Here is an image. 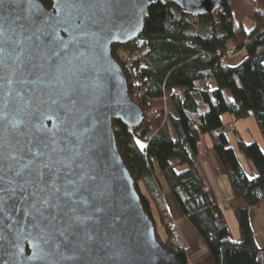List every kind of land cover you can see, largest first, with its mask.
Returning a JSON list of instances; mask_svg holds the SVG:
<instances>
[{
  "label": "water",
  "instance_id": "obj_1",
  "mask_svg": "<svg viewBox=\"0 0 264 264\" xmlns=\"http://www.w3.org/2000/svg\"><path fill=\"white\" fill-rule=\"evenodd\" d=\"M50 1L0 0V185L37 193L0 197V264H180L118 150L113 121L136 129L145 112L113 48L158 2L202 18L222 0Z\"/></svg>",
  "mask_w": 264,
  "mask_h": 264
},
{
  "label": "trees",
  "instance_id": "obj_2",
  "mask_svg": "<svg viewBox=\"0 0 264 264\" xmlns=\"http://www.w3.org/2000/svg\"><path fill=\"white\" fill-rule=\"evenodd\" d=\"M43 2L50 5L49 0ZM247 21L255 23L250 32ZM231 48L246 53L237 66L224 60ZM120 50L133 59L130 72L122 68L145 120L136 129L119 121L113 126L118 150L146 211L154 220L158 213L170 237L158 170L214 264H264V249L255 241L249 215L252 207L264 204V150L257 142L238 139V152L256 170L250 177L229 139L233 123L226 126L223 119L254 117L264 141V0H222L220 10L202 18L170 1L158 2L149 9L142 35L125 46H114L116 59ZM204 135L212 138L230 180L232 201L239 209L240 239L234 238L227 207L217 202L199 167ZM156 236L180 264H190L184 248L175 247L169 237L162 240L157 229Z\"/></svg>",
  "mask_w": 264,
  "mask_h": 264
},
{
  "label": "crops",
  "instance_id": "obj_3",
  "mask_svg": "<svg viewBox=\"0 0 264 264\" xmlns=\"http://www.w3.org/2000/svg\"><path fill=\"white\" fill-rule=\"evenodd\" d=\"M245 54V52H241L234 58L227 60L226 64L230 66L239 65L245 58ZM223 119L226 126L232 123L234 126L232 130L228 131L230 133L229 139L230 137H232V139L234 137L235 141L241 139L245 143L257 142L264 150V141L262 136H256L255 139H251V137H249L250 130L254 131V122H252L250 119L236 121L231 115H225ZM237 155L247 174L250 177L255 176L256 170L251 162L247 161L241 153L237 152ZM199 167L208 185L213 190L217 202L222 206H225L227 203L230 204V208L225 209L226 218L234 238L240 239L241 235L239 232L238 205L232 201L233 191L230 180L226 175L217 154L213 150V141L209 135L202 136ZM165 190L166 193L164 192L162 186L163 201L168 211L169 219L170 221H175L179 226L184 241V249L188 255L190 264H214L207 245L176 206L168 186ZM250 214L253 216L250 220L255 241L260 248L264 249V235L262 234L259 236L258 230L256 229L257 218L259 217L264 221V204L261 206L252 207L250 209ZM159 237L162 240L167 239L168 231L166 227H164V231L159 232Z\"/></svg>",
  "mask_w": 264,
  "mask_h": 264
},
{
  "label": "rangeland",
  "instance_id": "obj_4",
  "mask_svg": "<svg viewBox=\"0 0 264 264\" xmlns=\"http://www.w3.org/2000/svg\"><path fill=\"white\" fill-rule=\"evenodd\" d=\"M245 26H246V28H247V30H248V32H250L254 27H255V23L253 22V21H247V22H245ZM119 52V51H118ZM118 58H117V60L119 59L123 64L125 63V62H127V61H129L128 59H129V55L127 54V53H125V52H123V51H120L119 53H118V56H117ZM167 108H168V102H167ZM169 108H170V105H169ZM152 112H153V110H152ZM152 114V113H151ZM153 116V115H152ZM247 119H250L252 122H254L253 124H254V131L253 130H250V133H249V137H251V139H255V137L256 136H261V133H260V130H259V127H258V125H257V123H256V120H255V118L254 117H249V118H247ZM230 139H231V144H232V147L233 148H235V150L238 152L239 150H238V144H237V141H235V138L233 137V139H234V141H233V139H232V137H230ZM262 139V138H261ZM251 143H253V142H251ZM254 143H256V142H254ZM263 145H264V143H263ZM156 176H157V178L159 179V181L161 182V186H163V189H164V192L166 193V187H167V183H166V181L164 180V178L160 175V173L158 172V170H156ZM167 195V194H166ZM176 204V203H175ZM176 206H177V204H176ZM178 207V206H177ZM179 208V207H178ZM180 210V209H179ZM155 221H156V229H157V232H158V235H159V232H161V231H164V227H163V225H162V222H161V219H160V216L158 215V213L155 211ZM250 215V219H251V217H253V216H251V214H249ZM253 215V214H252ZM257 227H256V229L258 230V234H259V236L260 235H264V221L263 220H261L259 217L257 218V225H256ZM234 236V235H233ZM169 237V236H168ZM170 238V237H169ZM168 239V238H167ZM166 240V239H165ZM170 240H171V238H170Z\"/></svg>",
  "mask_w": 264,
  "mask_h": 264
},
{
  "label": "snow or ice",
  "instance_id": "obj_5",
  "mask_svg": "<svg viewBox=\"0 0 264 264\" xmlns=\"http://www.w3.org/2000/svg\"><path fill=\"white\" fill-rule=\"evenodd\" d=\"M54 7L57 10L60 9H71L74 8L75 5L73 3H71V0H55V4ZM0 51H3V49H0ZM17 175H19V173H17ZM2 179V178H0ZM57 191H59V189H57ZM20 193L21 198L23 200H28L29 196L31 197H35L37 195L36 192H31L27 195H24V193L26 192V189L24 187L23 184H18L13 186L12 182H9L7 186L5 185H0V197H3V203L7 204L9 200H13V198L17 195V193ZM40 203L47 205L49 203L47 198H43ZM32 207H36V202L33 201L32 202Z\"/></svg>",
  "mask_w": 264,
  "mask_h": 264
},
{
  "label": "built area",
  "instance_id": "obj_6",
  "mask_svg": "<svg viewBox=\"0 0 264 264\" xmlns=\"http://www.w3.org/2000/svg\"><path fill=\"white\" fill-rule=\"evenodd\" d=\"M120 51H123L129 55V59H128L129 61L125 62L124 64L119 59L117 61L122 65L123 68H125L128 72H130V70L132 68L133 59L128 52H126L124 50H120ZM241 52H244V50L236 52L234 49H229L226 56L224 57V60L227 61L231 58H234L235 56L239 55ZM118 53H117V56H118ZM206 82H207V84L210 83L209 80H206ZM165 102H166V100H165ZM151 113L153 116L156 115V110H153V112H151ZM225 206L227 208H229L230 204L227 203ZM168 228H169V234H170L172 244L177 248H184V241H183V238H182L178 224L175 221H170V222H168Z\"/></svg>",
  "mask_w": 264,
  "mask_h": 264
},
{
  "label": "flooded vegetation",
  "instance_id": "obj_7",
  "mask_svg": "<svg viewBox=\"0 0 264 264\" xmlns=\"http://www.w3.org/2000/svg\"><path fill=\"white\" fill-rule=\"evenodd\" d=\"M41 1L43 2V0H41ZM49 1H50V0H49ZM43 4H44V2H43ZM44 5H45V4H44ZM51 5H52V4H51V1H50V5H49V6H46V5H45V6H46V7H51Z\"/></svg>",
  "mask_w": 264,
  "mask_h": 264
}]
</instances>
